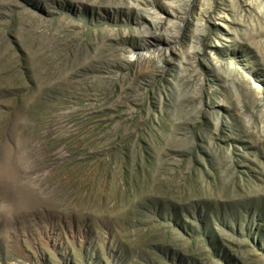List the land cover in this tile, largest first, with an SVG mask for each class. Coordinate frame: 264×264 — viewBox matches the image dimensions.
Here are the masks:
<instances>
[{
  "label": "rangeland",
  "instance_id": "1",
  "mask_svg": "<svg viewBox=\"0 0 264 264\" xmlns=\"http://www.w3.org/2000/svg\"><path fill=\"white\" fill-rule=\"evenodd\" d=\"M251 1L0 0V264H264Z\"/></svg>",
  "mask_w": 264,
  "mask_h": 264
},
{
  "label": "bare ground",
  "instance_id": "2",
  "mask_svg": "<svg viewBox=\"0 0 264 264\" xmlns=\"http://www.w3.org/2000/svg\"><path fill=\"white\" fill-rule=\"evenodd\" d=\"M257 1H259V0H252L249 6L252 7L255 4V2L257 3ZM258 11L260 13L263 12L262 6L260 4L258 5Z\"/></svg>",
  "mask_w": 264,
  "mask_h": 264
}]
</instances>
